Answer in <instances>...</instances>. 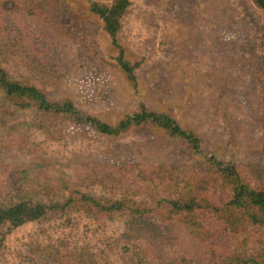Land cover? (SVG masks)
Segmentation results:
<instances>
[{"label":"rangeland","instance_id":"obj_1","mask_svg":"<svg viewBox=\"0 0 264 264\" xmlns=\"http://www.w3.org/2000/svg\"><path fill=\"white\" fill-rule=\"evenodd\" d=\"M36 1L0 0V62L12 77L33 81L54 99L69 97L110 123L142 102L192 129L206 154L263 175L264 20L252 0H131L119 38L126 58L139 64L137 90L118 65L119 49L90 11L92 2L115 0H56L53 20L45 27L26 13L31 6H46L47 0ZM38 32L56 35V46L39 47L44 40ZM33 124L14 114L0 124V147L9 146L7 153L0 151V163L34 167L33 177L45 188L38 198L50 195L47 188L67 189L73 183L98 195L147 203L153 191L137 180L150 177L152 167L201 161L187 142L153 126L112 138L71 124L55 142ZM118 170L129 179L106 187L102 179ZM157 223L161 231L150 225L148 231H155L147 237L123 217L97 224L83 214L69 221L47 216L6 236L0 264H162L165 252L175 250L187 260L199 248V240L187 233L192 246L178 247V240L170 242L169 227ZM255 252L264 254V246Z\"/></svg>","mask_w":264,"mask_h":264},{"label":"trees","instance_id":"obj_2","mask_svg":"<svg viewBox=\"0 0 264 264\" xmlns=\"http://www.w3.org/2000/svg\"><path fill=\"white\" fill-rule=\"evenodd\" d=\"M252 2L264 20V0ZM56 3V0H47L46 6H31L26 13L40 20L45 27L53 20ZM130 5L131 0H115L112 4L95 1L91 3L90 11L101 19L110 43L119 49L118 65L127 81L137 90L135 71L139 64L126 58L119 38ZM41 33L38 32L37 38L44 42H37V45L50 51L57 44L56 35L45 37ZM260 77L264 103V72ZM0 108V124L11 114L27 116L35 128L55 142L62 139L67 125L71 124L88 127L112 138L153 126L171 139L187 142L201 158L195 166L152 167L150 177L137 180L140 187L146 184L147 189L153 191L154 196L147 203L128 197L98 195L73 183L67 189L61 185L47 188L50 195L46 194V199L38 198L45 188L33 177L36 169L26 163L4 160L0 163V228L7 229L0 232V250L6 236L20 226L47 216L63 215L69 221L72 215L83 214L97 224L123 217L128 225L142 229L145 235L155 231L154 227L149 231L146 227L157 224L160 232L161 226L157 222L166 224L170 230V242L176 239L178 247L185 246L186 249L192 246L186 233L191 235V240H199V248L186 255L187 260L173 250L163 254L166 259L162 264H264V254L255 252L257 247L264 246V172L261 175L262 172L250 166L206 154L196 133L171 114L149 109L141 102L137 110L110 123L81 110L69 97L54 99L33 81L15 79L1 62ZM22 125L28 123L22 122ZM8 148L5 144L0 151L7 153ZM127 179L125 170L122 174L118 170L116 175L102 179V183L113 188ZM33 191L34 197L28 194ZM162 191L166 196L159 195ZM146 236L149 237L148 234ZM160 256L161 253L158 254Z\"/></svg>","mask_w":264,"mask_h":264}]
</instances>
